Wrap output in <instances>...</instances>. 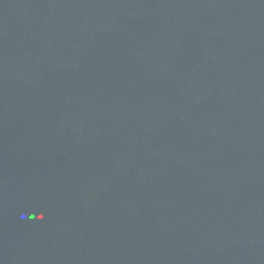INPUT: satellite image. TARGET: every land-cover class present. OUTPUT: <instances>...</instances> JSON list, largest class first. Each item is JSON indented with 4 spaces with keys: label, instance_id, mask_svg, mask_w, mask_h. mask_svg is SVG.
Here are the masks:
<instances>
[{
    "label": "water",
    "instance_id": "water-1",
    "mask_svg": "<svg viewBox=\"0 0 264 264\" xmlns=\"http://www.w3.org/2000/svg\"><path fill=\"white\" fill-rule=\"evenodd\" d=\"M0 264H264V0H0Z\"/></svg>",
    "mask_w": 264,
    "mask_h": 264
}]
</instances>
